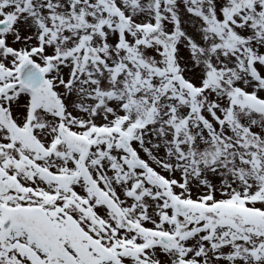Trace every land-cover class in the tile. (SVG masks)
<instances>
[{"label":"snow or ice","instance_id":"obj_1","mask_svg":"<svg viewBox=\"0 0 264 264\" xmlns=\"http://www.w3.org/2000/svg\"><path fill=\"white\" fill-rule=\"evenodd\" d=\"M0 264H264V0H0Z\"/></svg>","mask_w":264,"mask_h":264}]
</instances>
